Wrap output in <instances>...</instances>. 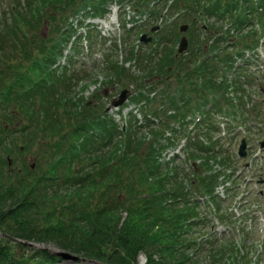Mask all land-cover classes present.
<instances>
[{
    "label": "trees",
    "instance_id": "1",
    "mask_svg": "<svg viewBox=\"0 0 264 264\" xmlns=\"http://www.w3.org/2000/svg\"><path fill=\"white\" fill-rule=\"evenodd\" d=\"M93 1L10 0L8 9L1 11L2 86L6 82V74L1 71L5 62L23 54L30 56L33 49L37 55L29 74L11 78L0 95V109L7 108L0 111V122L13 119L14 106L9 108L8 104L22 100L15 110L30 114L33 121L32 127H25L24 147L36 142L41 145L35 169L32 164L25 166V159L21 168H12L6 155L16 142L4 152L12 134L10 129L0 133V264H55L62 260L60 254L30 246L31 242L49 241L110 264H137L141 251L147 256L145 264H199L203 254L207 264H217L234 247L217 249L212 242L207 251L198 253L197 243L186 235L190 225L187 220L197 215L198 209L187 199L186 176L180 178L185 169L159 162L156 153L162 147L140 133L135 124L120 129L103 111L98 114L88 106L76 89L84 68L74 66L71 57L70 65L61 72L54 67L64 57L71 37L69 29L63 30L69 18L64 12ZM172 11H180V20L190 23L197 44L194 55L176 57L173 49L166 48L157 59L141 63L146 78L156 76L151 82L153 92L158 94L150 97L145 93L144 99L150 113L146 117L148 134L158 138L185 115L168 114L170 108L189 109L195 97L203 101L205 92L218 93L216 77L226 68L214 67L216 55L211 49L222 44L239 47L230 59L221 55L223 62L228 59L229 69L246 48H256L264 36V0H174ZM204 24L207 27L203 30ZM203 48L211 49L202 53ZM104 63L101 70L96 69H100V63L93 67L104 74V85L138 82L139 77L129 73L114 55L106 54ZM143 77L136 84L138 88ZM15 89L26 94L14 93L11 102L3 104ZM16 147L18 150V144ZM188 152L191 159H202L196 165L200 174L212 169L220 156L213 146L197 142ZM47 160L49 166L41 167ZM220 163L228 162L223 159ZM216 177L201 176L198 190L212 192ZM123 214L124 225L111 227L113 218L122 219ZM229 258L231 264L247 259Z\"/></svg>",
    "mask_w": 264,
    "mask_h": 264
},
{
    "label": "rangeland",
    "instance_id": "2",
    "mask_svg": "<svg viewBox=\"0 0 264 264\" xmlns=\"http://www.w3.org/2000/svg\"><path fill=\"white\" fill-rule=\"evenodd\" d=\"M9 3H10V0H0V15H1V13H2L1 11L3 9L4 10L8 9ZM128 6L131 7V5L125 6L124 7L125 11H127V7ZM121 9H119L120 17H121V13L123 14V11ZM128 12L133 13L131 10H129ZM64 13H65L66 16L70 17L74 13V10H73V8L70 9V10L67 9ZM83 16H84V18H79L78 22L77 21L74 22L75 23L74 27H76V26L85 27L84 25L89 22L88 21V17L90 16V14H87V15L83 14ZM105 17L108 20L109 15H106ZM105 17H103V18H105ZM96 19H98V18H96ZM178 24H180V23H178ZM178 24H177V26H178ZM149 26L150 25H149V22H148L147 26H143L142 25L139 28H143L144 30H148ZM139 28H137L136 30L130 31V34H125V32L123 31L122 28H120V30L118 28H115V29L112 30L114 33L113 32H110V33H111L112 37H117V42H119V38H121V40H123V38L126 37L127 41L130 40L129 41L130 43L132 41L133 42L132 44H135L137 42L135 40L136 33L138 32ZM43 29H45V28H43ZM175 29H176V27H174V25H172V31H174ZM103 31L106 32L105 30H103ZM93 32L94 33H92V35H91V37L94 39L93 43L95 42L93 47L90 46V39L88 37L89 44H88L87 41H85L83 39H80L81 42L79 44H76V46L74 48V56L76 57V60H77V66H80V69L84 68V80L82 82L81 81L79 82V85L77 86V89L80 88L82 86V84L85 83V82H87V85L91 84L89 89L85 92V96L91 98V95H92L91 93L93 91H96V92H95L94 99L88 101V106L92 105L96 109V112L98 114H100L103 110L105 112H109L111 114V118L114 117L117 122L120 121L119 122V123H121L120 127H122V123L124 124V121L122 120L121 116L119 115V108L114 107L112 105V102L115 100V98L119 97V95L121 94L122 90H120V88H118L116 90H113L115 85L114 86H112V85H109V86H104L103 85V86H101L100 85V87H99V85H93L92 83H94V82L91 81V80L95 79L96 77H98V74H90V71L92 70L93 64H94L93 60L94 59H99V56L101 54L100 52L103 51L102 49L107 48V46H105L103 44V42H100V38L101 37L96 35V33H98L97 28L93 29ZM101 35L105 36V37L109 36L108 33L107 34H102L101 33ZM137 38H138V36H137ZM179 41H180V39L177 41L178 45H179ZM107 44H109V42ZM177 44H176V47H177ZM87 45H89V46H87ZM172 45H173V43H172ZM10 49H12V48H10ZM30 51H31L30 56H26V55L23 54L21 57L20 56H16L15 58L11 57L9 61L5 62L2 65L1 71L6 74V82L2 86L3 80H0V87L2 86V88L0 89V95L4 94V89H6V86L8 85V83H9L11 78L13 80L18 75H28L29 74L28 69L31 67L32 61L36 60L35 56L37 55L35 49L30 50ZM19 67H20V70L17 72V74L13 75L14 70L19 69ZM248 67L251 68L252 72H255V73L252 74V78L255 75H257L258 76V82H260L259 80L262 78L261 71H259V69L255 70L252 67V65L251 66H246V68H248ZM246 72H244L245 75L247 74ZM242 73L243 72H241L240 75ZM99 75H100V77H98L99 80H100L101 77H104L103 73H100ZM152 80H154V78H147L146 82L152 81ZM263 80H264V78H263ZM254 85H258L259 86V84H256L255 81H253V85L252 86H254ZM252 86H249V85L246 86L245 85L244 89L246 91L250 92L251 94L256 95V97H253V100L250 101V103L253 102V104L255 106V99L258 98V92H254L251 89H249L251 87L253 90H256V87H252ZM96 87H97V89L95 90ZM14 93H19L21 95L26 94L25 92L21 91L20 89H15V90L12 91L10 96L5 98L6 101L3 102V104H5V103L7 104V101L11 102V100L14 98V96H12ZM242 94H243V92H242ZM101 96H103V98L100 99ZM128 98H129V100L124 101L125 104L124 103L122 104V105H126L127 106L125 108V110H124L125 114L134 105V102L131 101L132 98H131L130 95H129ZM39 99L40 98H37V101ZM22 104H23V101L22 100H17V99L16 100H12V102L8 104L9 108H13V106H14V108H13V114H14L13 116H14V118L13 119L9 120L10 117L7 116V112H6V114H4L6 119L9 120L8 124L6 125V128H8V129L13 131V135L11 137H9V139L7 140L8 143H6V150L4 152H6L9 149L8 147H12L13 146V142L15 141L16 143L13 146V149H12V152H15V154L12 157L13 158L17 157L15 159L16 160V163H15L16 166L20 168L22 165H24L22 159L26 158V165L25 166H28V165L32 164L33 165V169H35L34 164H35V160H36V152L39 150V147H40L41 144L36 142L35 145L30 144L28 146V148L24 147V145L27 144V142L25 141V136H24V131H26V128L23 127V124L29 123V127H32L33 121H32V118L30 117V114L22 112L21 115L25 114V116L22 118V117L19 116V113L15 110V107L16 108L20 107ZM36 108H38L37 105H36ZM6 109H7L6 106H3L0 109V111L3 113L4 111H6ZM137 117H138V119H141L140 115H138ZM246 117H247L246 120L250 119V112L249 111L246 112ZM4 129H5V123L0 122V133L3 132ZM228 131L230 132V135H232V136H241L240 134H237V128L235 126H234V129L228 128ZM55 140H56V138L54 139V141ZM17 144L19 146L18 150H17V147H16ZM161 144L165 145V146L161 149L160 153L163 155V158L167 159L166 153H167V150H168V145L164 141H161ZM156 147H158V146H156ZM20 149H22V150H20ZM157 154H158V152L156 153V156H157ZM186 156H187V154L185 153L184 154V158ZM181 157H182V155H181ZM48 166H49V160H47L46 163H42V165H41V167H45V168L48 167ZM39 172H40V169H39ZM37 174L40 175V173H37ZM124 216L125 215L123 214L122 219H118V220H115V218H113V220L110 222L111 227H114L115 225H119V227H121L122 225H124ZM213 221L215 223V219L214 218H213ZM199 228H201V226H198V225L195 226V228L192 231H190L188 234L196 236L197 235V230ZM226 235H224L223 237H225ZM234 235H235V237L240 239V244H241V246L243 248H244V244L245 243H246L247 247L249 245H251V244L253 245V246H251V248H252V250L255 253L253 255H249V257L252 258L253 263L256 262V264H264V254L263 255L258 254L256 256L257 251L259 249H261V248H264V236H263L262 232H260V233L259 232H255L254 235H249L246 232L241 231L240 233L236 232V234H234ZM216 237L217 238H223L222 236H219V235H217ZM229 241H234V237L232 236V237H230L229 239L226 240V242H229ZM31 244H30V246L34 247V248L35 247H37V248H46V249H48V250H50V251H52L54 253H58V254H62L63 253V254H68V255L72 256L70 258H63L62 257V260L56 262L55 264H110V263H108V261H101V260L96 259V258H90L89 259V258H86L84 256L78 255L76 253L70 252V251L60 247L58 244H56L54 242H50V241L46 242V243H34V242H31ZM29 249H31V248H29ZM74 257H77V258H74ZM146 257L147 256H146V254L143 251L139 252L137 254V258H136L137 264H145L146 260H147ZM204 257L205 256H203L202 259H201V261H202L201 264H206L207 259H205ZM154 258L157 259L158 258L157 255H154Z\"/></svg>",
    "mask_w": 264,
    "mask_h": 264
},
{
    "label": "water",
    "instance_id": "3",
    "mask_svg": "<svg viewBox=\"0 0 264 264\" xmlns=\"http://www.w3.org/2000/svg\"><path fill=\"white\" fill-rule=\"evenodd\" d=\"M185 28V27H184ZM183 28V29H184ZM186 46H187V41L185 40V39H183L182 40V42H181V44H180V51H183L185 48H186ZM125 95H124V93H122V96H121V99L119 100V101H116V102H114V105L115 106H118V105H120L121 103H123V101L125 100ZM245 146H246V143H245V141L243 140V144L241 145V150H240V154L241 155H245ZM63 257H65V258H70V257H72V256H70V255H68V254H61ZM74 258H76V257H74Z\"/></svg>",
    "mask_w": 264,
    "mask_h": 264
}]
</instances>
